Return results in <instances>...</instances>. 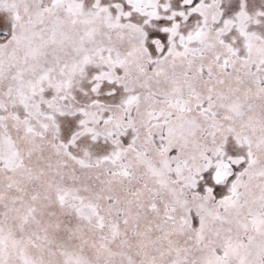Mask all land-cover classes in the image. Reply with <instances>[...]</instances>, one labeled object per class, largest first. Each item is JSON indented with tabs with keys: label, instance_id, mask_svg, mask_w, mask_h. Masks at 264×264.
<instances>
[{
	"label": "snow or ice",
	"instance_id": "snow-or-ice-1",
	"mask_svg": "<svg viewBox=\"0 0 264 264\" xmlns=\"http://www.w3.org/2000/svg\"><path fill=\"white\" fill-rule=\"evenodd\" d=\"M0 264H264V0H0Z\"/></svg>",
	"mask_w": 264,
	"mask_h": 264
}]
</instances>
